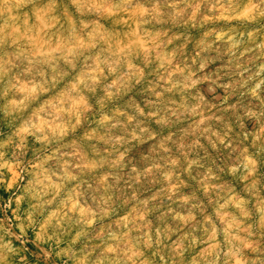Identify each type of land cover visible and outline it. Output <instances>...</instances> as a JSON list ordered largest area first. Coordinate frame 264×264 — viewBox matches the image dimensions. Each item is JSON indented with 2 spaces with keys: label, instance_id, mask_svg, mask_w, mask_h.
<instances>
[{
  "label": "rangeland",
  "instance_id": "obj_1",
  "mask_svg": "<svg viewBox=\"0 0 264 264\" xmlns=\"http://www.w3.org/2000/svg\"><path fill=\"white\" fill-rule=\"evenodd\" d=\"M0 264H264V0H0Z\"/></svg>",
  "mask_w": 264,
  "mask_h": 264
}]
</instances>
